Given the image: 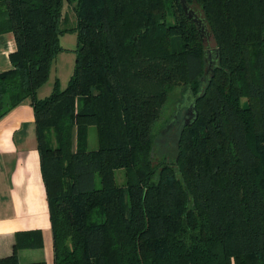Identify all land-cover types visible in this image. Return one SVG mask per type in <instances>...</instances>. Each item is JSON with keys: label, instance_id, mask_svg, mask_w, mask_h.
I'll list each match as a JSON object with an SVG mask.
<instances>
[{"label": "trees", "instance_id": "16d2710c", "mask_svg": "<svg viewBox=\"0 0 264 264\" xmlns=\"http://www.w3.org/2000/svg\"><path fill=\"white\" fill-rule=\"evenodd\" d=\"M187 2L214 38L208 75L180 0H0L17 43L0 118L33 106L54 264H264V0ZM69 32L74 73L39 99ZM179 88L198 116L157 162L152 133ZM19 248L0 264H21Z\"/></svg>", "mask_w": 264, "mask_h": 264}, {"label": "crops", "instance_id": "0c3cea01", "mask_svg": "<svg viewBox=\"0 0 264 264\" xmlns=\"http://www.w3.org/2000/svg\"><path fill=\"white\" fill-rule=\"evenodd\" d=\"M16 51L14 34H0V74L12 69ZM17 244L21 264H54L51 213L30 100L0 118V259L12 256Z\"/></svg>", "mask_w": 264, "mask_h": 264}, {"label": "rangeland", "instance_id": "374dc122", "mask_svg": "<svg viewBox=\"0 0 264 264\" xmlns=\"http://www.w3.org/2000/svg\"><path fill=\"white\" fill-rule=\"evenodd\" d=\"M68 11V3L65 4L64 13L65 16ZM60 42L64 48L52 63L50 78L38 91L37 96L39 99L48 97L54 90L56 81L59 83L61 90H65L68 83L74 73L76 54L75 49L77 46V35L75 33H65L60 36ZM205 43L211 48H215V42L213 36H209V39H205ZM185 95L182 89H177L175 94L166 104L161 119L157 122L152 136L156 144L155 158L159 162L163 156L175 157L177 140L180 132L182 122L185 120L184 113L187 107L185 101ZM246 101V99L244 100ZM180 105L181 111L179 115V121L176 125L172 126L168 131L167 129L171 125L172 120L176 115L177 105ZM98 146L97 130L95 127H91L89 130V149L94 150ZM122 171L117 172L118 183L123 182L121 176ZM97 186L99 183L97 181Z\"/></svg>", "mask_w": 264, "mask_h": 264}, {"label": "water", "instance_id": "95a60500", "mask_svg": "<svg viewBox=\"0 0 264 264\" xmlns=\"http://www.w3.org/2000/svg\"><path fill=\"white\" fill-rule=\"evenodd\" d=\"M182 8L186 14V16L192 20L197 28L198 31L201 35V38L203 39V41L205 42V39H209V36L212 35V33L210 32L209 28H208V24L206 19L197 11L195 10L188 2L187 0H180ZM213 36V35H212ZM216 48H211L210 46H208L207 49V55H209V67H208V71L206 73V75H208V73L210 72V70L213 69V67L216 65V59H214V54L216 53ZM217 58H219V56H217ZM206 80V78H205ZM185 101H186V105L184 107H187V109H189V111L187 112V114L190 116L188 117V120L185 121L186 125H191L192 121H194L196 119V117L198 116L197 114V110H196V103H195V97L192 94L191 91H188L185 95ZM180 111H181V107L178 104L177 105V110H176V115L174 117V119L171 122V125L169 126V128L167 129V131L175 125V123L177 122L179 115H180ZM195 116V117H194Z\"/></svg>", "mask_w": 264, "mask_h": 264}, {"label": "flooded vegetation", "instance_id": "af4514ba", "mask_svg": "<svg viewBox=\"0 0 264 264\" xmlns=\"http://www.w3.org/2000/svg\"><path fill=\"white\" fill-rule=\"evenodd\" d=\"M189 111V109H186V111H185V113H184V116H185V120L184 121H187L188 120V117H190L188 114H187V112ZM177 122H179L180 123V121H179V119L177 120Z\"/></svg>", "mask_w": 264, "mask_h": 264}]
</instances>
